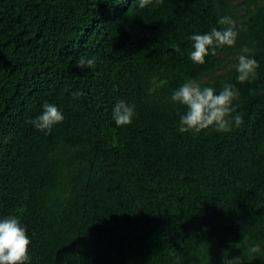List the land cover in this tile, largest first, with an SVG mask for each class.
<instances>
[{"label": "trees", "instance_id": "trees-1", "mask_svg": "<svg viewBox=\"0 0 264 264\" xmlns=\"http://www.w3.org/2000/svg\"><path fill=\"white\" fill-rule=\"evenodd\" d=\"M223 15L235 47L194 64L189 37ZM243 47L259 63L247 83ZM187 80L235 85L243 124L180 133L170 97ZM119 100L135 106L130 125L112 119ZM44 102L64 115L50 134L26 123ZM10 215L30 264H264V0H0V220Z\"/></svg>", "mask_w": 264, "mask_h": 264}, {"label": "clouds", "instance_id": "clouds-1", "mask_svg": "<svg viewBox=\"0 0 264 264\" xmlns=\"http://www.w3.org/2000/svg\"><path fill=\"white\" fill-rule=\"evenodd\" d=\"M140 9L155 3L157 6L163 0H135ZM218 24L221 28L213 27L204 34H193L189 37L193 50L189 57L194 64L203 65L206 57L215 56L216 50L223 47H235L239 35L237 21L230 15L220 16ZM179 52L180 49L176 48ZM236 79L239 83H247L257 78L258 61L247 47L241 49L236 57ZM81 69H93L95 59L81 58L77 62ZM80 93L74 92V97ZM239 90L231 83H224L219 91L214 87L204 86L193 80L185 81L175 89L170 97L171 102L183 106L184 112L180 115L178 131L198 135L205 131L214 130L226 133L232 130L233 125L240 127L243 124L241 115L235 112L234 101L239 99ZM135 106L124 100H119L113 108L112 119L117 126H127L132 123L135 116ZM64 115L55 104L44 102L42 112L36 118L26 121L37 130L50 134L53 127L62 123ZM31 239L27 229L15 216H8L0 220V264H30ZM252 253L259 252V246L250 249ZM226 252L224 253V257ZM223 264H244L242 256L223 258Z\"/></svg>", "mask_w": 264, "mask_h": 264}]
</instances>
